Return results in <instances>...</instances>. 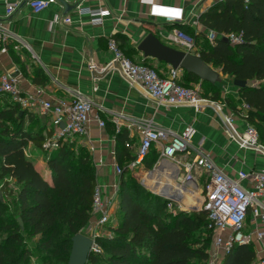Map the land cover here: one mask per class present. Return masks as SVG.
I'll use <instances>...</instances> for the list:
<instances>
[{"label": "trees", "instance_id": "1", "mask_svg": "<svg viewBox=\"0 0 264 264\" xmlns=\"http://www.w3.org/2000/svg\"><path fill=\"white\" fill-rule=\"evenodd\" d=\"M198 21L203 29L194 30L188 25L178 28L193 36V52L205 62L214 69L219 68L222 74L247 82L236 87L237 95L224 93L223 101L248 125L256 127L259 140L264 144V0H215L199 13ZM205 29L216 31L213 40L208 39ZM224 33L238 35L240 40H223ZM111 37L133 61L148 65L147 62L154 60L140 56L124 33L115 32ZM9 49L26 72L20 51H15L13 45ZM133 54L138 59L132 58ZM156 63L153 67L163 74L165 70L160 66L165 63ZM32 75L36 83L47 79L40 67L35 66ZM182 75L183 85L199 81L210 89L213 87L210 93L204 92V96L221 99L216 83L202 81L185 70ZM19 106L0 93L2 195L11 190V185H18L12 210L0 199V264H46L43 255L31 250L29 241L49 254L54 253L58 261L66 264L71 237L80 232L91 217L97 187L92 154L85 142L66 141L48 150L46 164L43 168L37 167L25 147L31 142L42 148L51 129L44 133V129L34 130L33 125L25 129L13 125ZM33 118L37 119L35 115ZM106 127L115 136L116 160L122 166L117 185L116 222L110 224V235L97 238L104 254L91 252L88 261L94 264H204L212 241V231L207 228V210L161 213L165 198L158 194L148 196V193L142 196L140 190L145 188L128 173L127 164L134 152L125 142L134 137H129L125 126L117 129L106 121ZM156 157L153 147L145 159L146 166H151ZM217 264H258V259L252 243H232Z\"/></svg>", "mask_w": 264, "mask_h": 264}, {"label": "built area", "instance_id": "2", "mask_svg": "<svg viewBox=\"0 0 264 264\" xmlns=\"http://www.w3.org/2000/svg\"><path fill=\"white\" fill-rule=\"evenodd\" d=\"M56 1L5 0L0 11V55H9L11 45L17 51L32 50L25 38L10 24V17L21 4L25 3L32 12L39 13ZM76 8L81 10L79 5ZM86 12L92 23H101L103 16L108 13L107 9L100 7L87 8ZM161 17L169 23L181 20L180 17L170 14H163ZM53 20L72 22L69 14L54 15ZM206 34L209 40L217 35L213 29H207ZM163 35L166 42L177 44L183 50L193 52L195 49L193 36L176 26L167 29ZM223 36L231 42L240 40V36L233 33H224ZM107 47L111 55L104 68L117 67L129 86L138 87L145 95L154 98L158 105L191 106L199 109L208 102L202 97L198 87L186 86L180 82L182 69L168 64L167 69L160 74L153 66L135 62L126 56L113 37L107 39ZM34 55L33 53L32 57ZM21 76L22 69L15 62L11 64V68L0 62V93L19 103L21 108H37L49 116L51 135L46 137L43 148L50 150L60 143L75 139L83 142L88 134L87 126L92 117L94 101L80 90L69 88L66 90L68 96L46 97L44 85L24 88L21 85ZM212 103L222 118L226 134L239 147L255 148L264 156V144L259 140L256 129L247 125L242 133L239 132L233 116L223 110L222 104L215 101ZM114 122L117 129L121 127L116 119ZM99 123L104 125L101 119ZM125 125L129 130V137H134L133 140L128 139L125 142V146L134 152V157L127 166L130 169H139L137 180L154 194L163 198L170 197L171 200H167L168 205L177 204L180 210L189 213L199 209L207 210V228L212 231L210 258L213 263L218 259L221 247L227 250L232 243L248 244L253 242L254 236L260 239L264 237V230H259L255 224L256 219L264 220V167L261 170L239 169L236 175L231 176L218 167L200 145L192 143L195 129L191 126L178 133L157 125L152 118L133 119ZM153 147L157 153L156 160L151 166H146L145 159ZM121 172L122 166L117 165L116 173ZM116 194L103 195L100 187L95 189L91 217L80 231L91 238V252H101L97 238L106 235L102 231L105 225L116 221ZM186 195L195 197L196 202L186 203ZM249 215L255 225L253 229L246 230ZM258 264H264V255L258 259Z\"/></svg>", "mask_w": 264, "mask_h": 264}, {"label": "crops", "instance_id": "3", "mask_svg": "<svg viewBox=\"0 0 264 264\" xmlns=\"http://www.w3.org/2000/svg\"><path fill=\"white\" fill-rule=\"evenodd\" d=\"M66 1L72 5L67 12H64L62 3L57 0L39 13L32 12L29 6L23 3L10 17L11 27L25 38L31 49L36 47L37 51L34 57L31 54L29 57V50L18 49L21 60L26 64V72L22 71L21 85L28 89L44 85L46 97H64L68 96L66 91L68 88L78 89L94 101L92 117L87 126L88 134L83 142L92 154L97 186L103 195H112L117 191L116 186L120 177V174L116 173V166L119 164L115 154V136L106 127V121L116 126L114 119L121 127H126L125 124L133 119L152 118L157 125L168 127L178 133L191 126L195 129L192 143L200 145L216 165L231 176L236 175L239 169L261 170L264 167V156L259 150L251 147L241 148L226 134L222 118L215 111L211 101L208 100L199 109L191 106L165 107L158 105L154 98L145 95L138 87L129 86L127 79L117 67L103 71L111 55L107 39L113 33H124L142 57L143 53L137 48V44L149 32L156 36L160 35L163 42L177 48L179 45L165 41L163 33L173 26L182 25H188L194 30L203 29L198 21V15L215 0ZM4 3L5 0H0V11ZM77 5L81 10L76 8ZM99 7L107 9L108 13L103 16L101 23H92L86 9ZM66 14L71 16V23L53 20L54 15ZM163 14L178 16L181 20L176 23L165 22L161 17ZM14 50L17 51L15 48ZM9 52V55H0L1 64L11 68V64L15 62L20 67V63H17L11 51ZM34 58H37V61ZM164 63L165 65L160 66L161 70L167 69L168 63ZM35 66L40 67L46 75L45 81L41 83L33 81L32 71ZM182 74L183 70L180 78ZM94 86H97V89H94ZM173 110L179 113L183 120L177 121L171 113ZM19 111H22L20 115ZM19 111L16 117L17 126L27 128L24 123L35 115L37 119L44 117L48 123L47 128L51 129L49 116L39 109L28 110L19 106ZM99 119L104 121V125H100ZM209 122L215 128L211 129L208 126L211 125ZM175 123L178 124L177 129L173 128ZM184 124L186 127L183 129ZM247 125L245 122V127L237 128L238 131L242 133ZM221 131L225 135L219 139L217 134ZM255 221L258 229L264 230V220ZM255 224L249 215L246 230L253 229ZM252 244L259 259L264 255V237L260 239L254 236Z\"/></svg>", "mask_w": 264, "mask_h": 264}, {"label": "rangeland", "instance_id": "4", "mask_svg": "<svg viewBox=\"0 0 264 264\" xmlns=\"http://www.w3.org/2000/svg\"><path fill=\"white\" fill-rule=\"evenodd\" d=\"M159 36V38L161 39V36L160 35H158ZM168 43V42H167ZM171 44V43H170ZM175 46V45H174ZM177 46V45H176ZM32 47H33V45H32ZM177 48H180V46H178ZM181 49V48H180ZM31 52V55L33 54V53H35V51H36V47H33L32 48V50H30ZM37 52V51H36ZM30 53L28 54V56L30 57ZM131 57L132 58H134V59H138V57H136V55L135 54H133V55H131ZM34 60L35 61H37V58H34ZM157 60L155 59V60H153L152 61V63H151V61H149V62H147V64L148 65H150V66H154V63L156 62ZM215 70L218 72V75H219V79L217 80V81H215L216 82V85L220 88V90H221V99H215V100H213V99H211V98H209V97H206V96H204V92H206V91H209V93L211 92V89L213 88V87H211V89H210V87L209 86H205V85H202L199 81H190V82H188L187 83V85H189V86H194V87H198V89H199V91H200V94L202 95V97H204V98H206L207 100H209V101H211L210 103L211 104H213L212 103V101H215V102H217V103H220V104H222V108H223V110L226 112V113H228V114H230V115H232L233 117H234V123H235V125L237 126V128L238 129H243L244 127H245V122H246V120L243 118V117H240V115H238V114H235L229 107H228V105L223 101V96H224V93H226L227 91H230L231 90V92L234 94V95H237L236 93V85L233 83V78L232 77H230V76H228V75H226V74H222L221 73V71H220V69L219 68H215ZM180 80L183 82L184 81V77L182 76L181 78H180ZM215 82H213V83H215ZM183 83H185V82H183ZM210 104V105H211ZM174 112H171L175 117H176V119H177V121H180V120H183L182 119V117L179 115V113H175L176 111L175 110H173ZM211 125H208L209 127H211V129L212 128H215V126L211 123V122H209ZM18 124V121L16 120L14 123H13V125H17ZM30 125H33V127H34V130H41V129H48L47 127H48V123L45 121V119H44V117H41V118H39V119H35V118H32L30 121H28V122H25L24 123V126L25 127H29ZM177 127H178V124L177 123H175V125L173 126V128L174 129H177ZM186 126H185V124L182 126V128L184 129ZM255 127V126H254ZM256 128V127H255ZM186 130V129H185ZM184 130V131H185ZM179 131H181V130H179ZM183 132V131H182ZM182 132H180V133H182ZM224 133H222V131H221V133H218L217 134V137L219 138V139H222L223 137H224ZM84 141H85V138H84ZM196 145H198V144H196ZM75 147H77V145H76V143H75ZM47 149H44L43 147L42 148H40V147H37L36 145H34L33 143H28L27 144V146L25 147V152H26V154L27 155H29L33 160H34V162H35V164H36V166L37 167H39V168H43L44 167V165L46 164V153H47ZM139 169H130V168H128V173H130L133 177H134V179L138 182V183H140L138 180H137V176H139ZM147 178V177H146ZM141 184V183H140ZM142 185V184H141ZM17 187H18V185L15 183V184H13V185H11L10 186V188H11V190L10 191H5L4 192V194L2 195V199L4 200V202L6 203V207L8 208V209H10V210H12L13 209V206H14V201H13V197H14V195H15V193H16V190H17ZM143 187L145 188V189H141L140 190V193H141V195L142 196H144V195H147V193L149 194L148 196H150V195H153L154 193L153 192H151L150 190H148L147 188H146V186H144L143 185ZM117 188H118V186H117ZM150 191V193L148 192V191ZM116 193H117V191H116ZM117 195V194H116ZM166 200V199H165ZM184 200H185V202L186 203H188V204H194L195 202H196V198L195 197H193V196H191V195H186L185 197H184ZM178 210H180V208H179V206L177 205V204H172V205H168L167 204V201H166V205H165V207L163 208V210H161V213H164V212H175V211H178ZM187 213H189V212H187ZM116 221H114V223H115ZM112 226V225H111ZM111 226H110V224H107V225H105V227H103L102 228V231H103V233L104 234H106V235H110V232L112 233V230H111ZM103 236H105V235H103ZM28 244L30 245V247H31V250L32 251H34V252H38L39 254H41V255H43L44 256V261L46 262V264H64V263H62L61 261H58L57 259H56V257L55 256H53V255H55L54 253L52 254H49L48 252H45V251H47V250H44V249H41L38 245H36V244H34V242H28ZM211 249H212V241H210V244H209V258L204 262V264H217L218 263V260H219V257L222 255V253L224 252V251H226V249L224 248V247H221L220 248V254H219V256H218V259L213 263L212 262V260H211V258H210V251H211ZM33 252V253H34ZM101 254H104V249H102L101 250V252H100ZM37 257V256H36ZM86 264H94V263H90L89 261L88 262H86ZM95 264H100V262H98V263H95Z\"/></svg>", "mask_w": 264, "mask_h": 264}, {"label": "water", "instance_id": "5", "mask_svg": "<svg viewBox=\"0 0 264 264\" xmlns=\"http://www.w3.org/2000/svg\"><path fill=\"white\" fill-rule=\"evenodd\" d=\"M64 7V12H67L72 5L66 0H58ZM223 40H229L227 37H222ZM137 48L143 53L144 57L155 58L158 61L166 62L174 68H180L189 73H193L199 77L200 80L215 82L219 79L218 72L202 57L194 52L186 51L180 48L173 47L163 42L154 33L149 32L137 44ZM106 67L103 71L108 70ZM93 72V71H92ZM233 83L236 86H243L247 84L245 80L233 78ZM22 111H19V115ZM0 199H2V191L0 189ZM166 201L171 200L170 197L165 196ZM22 226L21 218H18ZM92 240L82 232H77L71 237V247L66 264H86L89 254L91 253Z\"/></svg>", "mask_w": 264, "mask_h": 264}]
</instances>
